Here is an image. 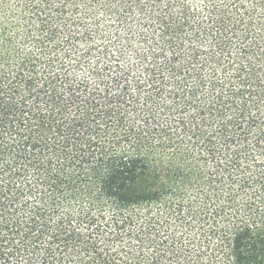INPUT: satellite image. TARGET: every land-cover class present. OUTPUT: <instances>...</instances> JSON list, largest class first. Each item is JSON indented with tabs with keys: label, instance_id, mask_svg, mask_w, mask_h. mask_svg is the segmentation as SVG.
<instances>
[{
	"label": "trees",
	"instance_id": "1",
	"mask_svg": "<svg viewBox=\"0 0 264 264\" xmlns=\"http://www.w3.org/2000/svg\"><path fill=\"white\" fill-rule=\"evenodd\" d=\"M0 264H264V0H0Z\"/></svg>",
	"mask_w": 264,
	"mask_h": 264
}]
</instances>
